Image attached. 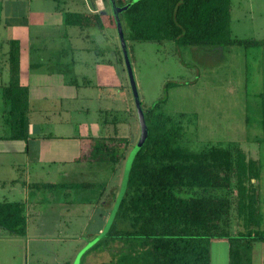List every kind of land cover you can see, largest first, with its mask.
<instances>
[{
	"label": "trees",
	"instance_id": "1",
	"mask_svg": "<svg viewBox=\"0 0 264 264\" xmlns=\"http://www.w3.org/2000/svg\"><path fill=\"white\" fill-rule=\"evenodd\" d=\"M130 1L115 0L118 6ZM119 18L136 41H172L203 48L264 46V39L232 36L231 0H138ZM63 19L68 26H89L83 12H64ZM95 19L101 27L97 16ZM9 44V79L2 86L1 116L9 126L5 138L25 141L29 137V96L19 82V43ZM161 103L143 111L146 139L133 158L114 219L95 243L103 249L111 243L118 247L100 264H210V243L217 239L228 240V264H241L243 249L253 241H264V228L253 221L259 216L257 190L251 182L256 168L237 144H207L199 151L181 146L182 129L160 111ZM100 114L102 123H110L118 137L119 120H108L107 111ZM107 185L66 182L54 186H97L103 193ZM118 192L111 190L110 203ZM235 216L236 227L232 225ZM26 228L24 203L0 201V230L25 236Z\"/></svg>",
	"mask_w": 264,
	"mask_h": 264
},
{
	"label": "rangeland",
	"instance_id": "2",
	"mask_svg": "<svg viewBox=\"0 0 264 264\" xmlns=\"http://www.w3.org/2000/svg\"><path fill=\"white\" fill-rule=\"evenodd\" d=\"M20 1L39 3L41 9L46 7L45 2L41 1ZM92 2L63 0L57 4L64 8V12L79 11L88 15ZM104 3V10L98 13L103 27L95 25L82 28V41L85 46L89 44L95 49H103L102 54H99L101 62L104 55L110 56L109 48L114 49L116 75L111 77V74L106 73V76L96 78L88 85L84 83L79 88H88L87 93H78L77 101L68 106L90 124L97 118L102 120L100 113L105 111L108 120H119L118 137L110 142V149L102 148L98 157L105 164H99L100 172L84 176L85 181L95 185L105 182L109 189L104 193L97 186L73 189L78 195L81 193L85 196L83 203L75 206L83 211L82 214L77 212L78 218L75 214L71 215L76 221L55 219L56 214L70 215L72 211L53 212V203L48 201L47 196L44 200L43 196V201L33 205L26 213L25 236H14L0 230V264H100L107 262L118 247L111 243L103 249L93 244L87 250L84 249L106 225L107 212L111 211L115 202L110 203L108 200V209L104 214H107L106 220L102 219L100 204L112 189L116 194L119 191L125 161L139 137V123L114 20L108 1L104 0ZM10 9L7 6V12ZM90 16L91 22L95 23L94 16ZM2 22L10 24L11 21L5 19ZM122 28L127 36L126 47L142 110L162 100L160 111L171 117L182 129L179 139L181 146L199 151L207 144L225 146L228 143L242 145L248 143L246 141H264V46L247 49L240 45L203 48L178 45L172 41H136L132 40V33L128 31L126 23ZM230 29L233 37L263 40L264 0H231ZM0 35H5L4 27L0 28ZM43 43L53 46L57 45V40L49 38ZM64 43L71 49L74 42L67 38ZM52 55L49 52V56ZM112 61L110 58V63ZM93 129L94 126L89 127L88 131L84 128H78V131L81 136H88ZM3 134L5 131L0 129V135ZM45 180L63 182L57 174ZM40 192L44 194L43 190ZM99 193L102 194L98 197ZM7 196L0 190V201L10 200Z\"/></svg>",
	"mask_w": 264,
	"mask_h": 264
},
{
	"label": "crops",
	"instance_id": "3",
	"mask_svg": "<svg viewBox=\"0 0 264 264\" xmlns=\"http://www.w3.org/2000/svg\"><path fill=\"white\" fill-rule=\"evenodd\" d=\"M40 1L45 2V8L41 9L39 3L33 4L29 1H0V28L4 27L5 32V35H0V129L5 131V134L0 135V190L9 195L7 197L10 200H5L24 203L26 213L33 205L40 204L43 196L44 200L48 197V201L53 203V212L72 211L70 215L56 214L55 219L76 221L71 215L75 214L78 218L77 212L82 214L83 211L75 206L83 203L85 196L80 195L81 193L78 195V192L74 191L77 190L76 187L55 188L54 185L66 182L78 185L88 182L84 176L100 172L99 164H105L98 158L102 148L110 149L108 146L111 145L110 142L115 141L116 136L110 123L103 124L101 119L97 118L90 124L68 105L77 101L78 93H87L88 88H79L84 86V83L88 85L92 80L106 76V73L111 74V77L116 75V51L108 47L110 56L104 55L101 62L99 54H102L103 49L84 45L82 29L77 30L79 27L64 23V8L58 6L54 0H35ZM7 6L11 7L9 12ZM104 6V0H93L89 14L84 13L89 18L88 27L97 25L95 16H99L98 13L104 10ZM90 15L94 16L95 23L91 22ZM5 19L11 21L10 24L3 23ZM99 21L103 27L100 19ZM49 38H56L57 45L43 43ZM67 38L74 42L71 49L64 43ZM10 41L19 43V82L27 88L29 96V137L25 141L5 138L9 134V126L1 116L4 111L2 86L6 85L9 79ZM49 52L53 55L49 56ZM127 113L130 114L129 111ZM92 126L95 131L93 129L91 135L81 136L78 128L88 131ZM246 142L250 144L237 145L245 159L251 161V165L256 168L255 173L252 172L251 182L257 190L259 216L253 221L259 222V226L264 228V141ZM7 170L11 172H5ZM54 174L62 178L63 182L53 183L45 180ZM114 174L113 168L112 180L115 179ZM50 185H53V188ZM58 188L61 190H55ZM99 195L101 193L98 197ZM109 197L107 196L101 204L97 203L102 206L103 220H106L109 212ZM238 222L236 216L232 218L234 227L239 226ZM228 249L229 243L226 239L211 241L210 264H228ZM241 264H264V241L249 243L243 249Z\"/></svg>",
	"mask_w": 264,
	"mask_h": 264
},
{
	"label": "water",
	"instance_id": "4",
	"mask_svg": "<svg viewBox=\"0 0 264 264\" xmlns=\"http://www.w3.org/2000/svg\"><path fill=\"white\" fill-rule=\"evenodd\" d=\"M107 1L110 5V10H111V14H112V17L114 20L116 33H117V37L119 40L120 50L122 53L123 62L125 65V69L127 72V77H128V81H129V85H130V89H131V93H132V98H133V102L135 105L136 115H137V119H138V123H139V137H138L136 144L134 145L133 149L130 151V153H129L126 161H125L119 192H118V195L116 197L115 203L112 206L111 212L108 216L106 225H105L104 229L102 230V232L99 234V236H97L96 239H94L92 242H89L86 245V247L84 248L85 250H87V248H89L93 244H95L108 231V229H109V227H110V225L114 219L115 212L118 208L120 200L124 194L133 158H134L135 154L137 153V151L140 149L141 145L143 144V142L145 141L146 136H147V126L145 123L141 103H140L139 98H138L136 85H135V81H134V77H133V72H132V68H131V64H130V60H129V56H128L127 47H126L124 32H123V28H122L121 21L119 18V15L122 12L127 10L133 3H136L138 0H132L123 6H118L116 4L115 0H107ZM84 249L82 250V253H83ZM79 256L76 258V261H78Z\"/></svg>",
	"mask_w": 264,
	"mask_h": 264
}]
</instances>
